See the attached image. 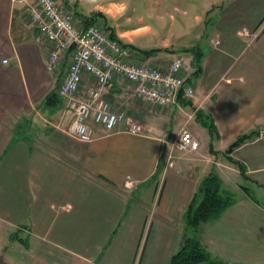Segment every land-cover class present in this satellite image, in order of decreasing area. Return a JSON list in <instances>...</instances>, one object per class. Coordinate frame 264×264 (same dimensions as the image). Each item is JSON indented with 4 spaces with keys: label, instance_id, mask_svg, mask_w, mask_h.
<instances>
[{
    "label": "crops",
    "instance_id": "0c3cea01",
    "mask_svg": "<svg viewBox=\"0 0 264 264\" xmlns=\"http://www.w3.org/2000/svg\"><path fill=\"white\" fill-rule=\"evenodd\" d=\"M57 1L79 19L98 14L141 59L166 64L184 54L195 92L164 108L117 77L102 97L142 135L94 126L91 142H71L60 126L70 124L73 100L55 93L54 105L45 101L60 73L47 69L49 46L28 15L35 1L0 0V264H168L209 173L224 189L235 184L236 201L200 226L201 243L230 264H264V0H138L142 8L131 11L126 0ZM192 48L201 57L196 77L184 52ZM151 49L160 50L144 55ZM85 81L79 96L92 84ZM185 128L200 152L171 146ZM251 131L258 135L226 153Z\"/></svg>",
    "mask_w": 264,
    "mask_h": 264
},
{
    "label": "built area",
    "instance_id": "2783aa9c",
    "mask_svg": "<svg viewBox=\"0 0 264 264\" xmlns=\"http://www.w3.org/2000/svg\"><path fill=\"white\" fill-rule=\"evenodd\" d=\"M34 1L27 12L49 46L47 69L60 73L56 92L73 100L72 120L65 130L72 139L91 142L94 126H101L107 133L142 135L141 125L125 112L114 110L102 97L117 77L130 81L137 99L159 107L177 106L180 100L194 96V82L186 74L184 54H176L166 64L141 59L135 49L121 43L100 21L85 23L57 0ZM86 76L92 84L87 85L84 96H79ZM198 144L190 131L182 129L171 146L190 152Z\"/></svg>",
    "mask_w": 264,
    "mask_h": 264
},
{
    "label": "trees",
    "instance_id": "16d2710c",
    "mask_svg": "<svg viewBox=\"0 0 264 264\" xmlns=\"http://www.w3.org/2000/svg\"><path fill=\"white\" fill-rule=\"evenodd\" d=\"M99 17L94 13L88 17H83L85 23L96 21ZM160 49H151L143 51L144 55H154ZM193 57L191 66L193 67V76L200 73V53L195 48L189 49ZM56 91H51L45 98L49 106L55 104ZM58 95V94H57ZM59 96V95H58ZM195 119L203 126L207 127L209 132L214 136L216 133L215 126L211 120H208L200 111H196ZM258 135L257 131H251L236 137V139L229 145L226 153H231L232 150L244 142L253 139ZM210 151L214 152L210 146ZM228 159L237 164L240 172L244 173V166L233 160ZM236 198L233 192L224 189L221 180L216 173H209L200 182L195 194L188 204L184 213L185 230L183 239L179 248L170 256L168 264H230L228 261L213 257L201 243L198 232L201 225L218 219L223 212L233 205Z\"/></svg>",
    "mask_w": 264,
    "mask_h": 264
},
{
    "label": "rangeland",
    "instance_id": "374dc122",
    "mask_svg": "<svg viewBox=\"0 0 264 264\" xmlns=\"http://www.w3.org/2000/svg\"><path fill=\"white\" fill-rule=\"evenodd\" d=\"M127 1V4H128V9H129V11H131L132 10V8L133 7H136L137 8V10H140V8H142L141 7V3H139L138 2V0H126ZM143 6V5H142ZM131 17H133L134 18V15L133 14H131ZM182 17H185V16H183V13L181 12V10L180 11H178V12H176L175 13V18H176V20H180V19H182ZM185 24V23H184ZM190 39V38H189ZM198 44V43H197ZM146 48H153L154 46L153 45H149V43H147V45L145 46ZM191 48V47H190ZM188 49V48H187ZM184 52H186V54H187V56H188V59H190V60H192V55H191V52H189L188 50H186V51H184ZM63 71H64V66H63ZM69 115H70V117H71V111L69 112ZM61 128H62V133H63V135H65L66 137H67V139L68 140H70L71 142L72 141H74V142H77L76 140H74V139H72L67 133H66V128L68 127V125H63V126H60ZM185 129H187V128H185ZM42 130V129H41ZM188 130V129H187ZM205 130V132H206V129H204ZM188 131H190V130H188ZM191 132V131H190ZM192 133V132H191ZM41 134V135H40ZM39 135V136H38ZM43 135V132H39V133H37V137L39 138L40 136H42ZM192 135L195 137V135L192 133ZM36 137V138H37ZM43 137V136H42ZM205 139V136L202 134V137H201V140H204ZM195 139L198 141V148L196 149V150H194V151H190V152H182V153H185V154H190V153H194L195 151H199L200 152V140H199V138H197V137H195ZM236 188V186H235V184H233V185H229V188H230V190L231 191H233V192H235L234 190H233V188ZM132 193V192H131ZM183 239V238H182Z\"/></svg>",
    "mask_w": 264,
    "mask_h": 264
},
{
    "label": "clouds",
    "instance_id": "9594fccd",
    "mask_svg": "<svg viewBox=\"0 0 264 264\" xmlns=\"http://www.w3.org/2000/svg\"><path fill=\"white\" fill-rule=\"evenodd\" d=\"M89 2L95 4L97 3V0H89ZM119 7H123V5H119Z\"/></svg>",
    "mask_w": 264,
    "mask_h": 264
},
{
    "label": "water",
    "instance_id": "95a60500",
    "mask_svg": "<svg viewBox=\"0 0 264 264\" xmlns=\"http://www.w3.org/2000/svg\"><path fill=\"white\" fill-rule=\"evenodd\" d=\"M74 47V43L70 46L69 50H71Z\"/></svg>",
    "mask_w": 264,
    "mask_h": 264
}]
</instances>
